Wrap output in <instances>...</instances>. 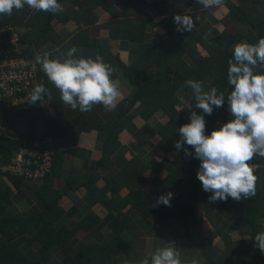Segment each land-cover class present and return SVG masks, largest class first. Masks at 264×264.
<instances>
[{
  "label": "trees",
  "instance_id": "16d2710c",
  "mask_svg": "<svg viewBox=\"0 0 264 264\" xmlns=\"http://www.w3.org/2000/svg\"><path fill=\"white\" fill-rule=\"evenodd\" d=\"M62 1L65 0H58L60 4ZM84 1L85 8L71 16L65 11L52 13L28 7L30 14L26 21L29 29L22 33V40L29 44L26 54L34 58L37 56L35 47H32L33 39H30L33 34L42 42L47 40L61 42V37L57 36L52 26L55 19L68 21L70 17H74L78 24L83 21L91 24L95 21L93 8L101 6L105 10L115 11L114 6L123 3L121 15L105 26L110 37L119 38L123 34L131 41L140 43L148 41L146 64L134 72L122 62L118 54L107 52L96 42L84 45L80 42L86 49L76 56L95 58L100 55L104 62L121 67L133 85V90L118 103L115 115L103 118L97 110L98 105H94L88 112H81L78 109L81 121L77 125L70 122L59 123L56 117L38 118L37 112L41 107V101L33 104V108L29 105L17 107L1 101L0 113L5 134L0 137V161L9 160L10 155L24 143L34 147L38 139L47 137L57 139L61 136H65L66 142H70L77 140L81 131L94 130L96 140L101 144V157L97 165L118 164L120 168L112 176L105 177L103 188L94 187L91 190L88 201L91 205L95 203L104 205L111 210V214L102 218L88 208L83 215L76 216L71 226L63 222V218L76 215L78 206L83 203L78 200L79 202H74L67 211L59 204L62 192L54 188V181L63 172L60 168L64 150L56 146L53 169L46 174L40 188L34 189L43 204L42 207L27 212L17 210L16 201L19 194H23L21 189L27 186L28 179L6 174L11 184L0 180V264H119L122 256L135 253L134 245L137 240H143L145 232L153 233L156 227L153 222L159 217L174 218L168 219L174 223L182 221L188 229L189 214L195 204L186 201L184 197L185 191L188 190L185 185L186 178L197 177L200 165V160L195 158L194 149L183 145L171 163L174 165V171L164 175L159 173L164 168L165 161L167 162V154L176 149L175 144L180 140L179 128L190 123V114L193 110L198 115H205L208 135L234 119L228 111L227 100L223 107H214L212 114L207 115L196 109L197 102L193 90L184 87L185 82L192 79L203 81L206 91L215 87L218 94L224 93L225 98L231 91L227 72L228 61L233 59V50L223 48L216 41H209L200 32V26L204 23L199 10L184 13L181 12L184 10L183 7L180 10L171 2L163 1L161 11L168 16L157 19L156 23L163 28L165 35L172 38L173 43H156L148 35L151 16L135 0ZM260 1L224 0L232 17L252 28L247 35L240 33L239 40L255 44L260 38H264V13L259 15L255 11ZM12 14L21 13L20 10L14 9ZM177 14L192 18L195 26L191 32L176 31L174 16ZM8 21V15L0 16V24ZM87 29L88 27L80 34L85 33ZM187 33L190 34L189 37L186 36ZM49 56L54 59L55 54ZM39 66L41 68L40 64ZM43 77L45 88L51 93L50 96L46 93L45 98L51 97L52 102L58 104L59 90L48 80L44 72ZM134 107H137L144 122L139 127L130 126L129 130L140 147L143 145L148 149L153 145L150 139L152 137L158 139V146L157 144L153 146L160 149L161 159L150 156L149 152L146 156L135 153L129 159L126 157L114 159L111 156L121 146L118 129L127 125L123 118ZM158 115L163 119L158 118ZM16 116L25 122V130L16 131L12 121ZM185 148L193 152V155L186 156ZM249 164L259 165L254 169L257 177L255 196L239 201L229 197L227 201L222 200L217 204V201L209 200L212 193L204 191L200 205L208 211L217 212L216 230L231 255L236 258H251L253 264H264V253L259 250L254 240L257 233L264 231V157L256 155ZM71 174L67 181L69 190L76 191L81 186L91 189L92 179L84 180L79 177V170L74 166L71 167ZM90 177L93 178V173ZM147 184L152 185L149 191L144 188ZM123 188L126 189L124 195L115 200L113 195ZM107 191L110 192L109 197L105 196ZM169 192L173 194L170 206L157 205V199ZM146 222L147 226H144ZM80 231L88 233L78 240L76 234ZM178 236L175 234V237ZM185 236L203 249L205 254L212 247V241L208 236L198 240L187 230ZM62 256L65 259H62ZM205 264L215 263L207 260Z\"/></svg>",
  "mask_w": 264,
  "mask_h": 264
},
{
  "label": "crops",
  "instance_id": "0c3cea01",
  "mask_svg": "<svg viewBox=\"0 0 264 264\" xmlns=\"http://www.w3.org/2000/svg\"><path fill=\"white\" fill-rule=\"evenodd\" d=\"M138 2L146 11L149 12L151 16V20L149 21V37L156 43H173L172 38L164 34L163 28L156 23V20L162 18L164 16H168L167 13H162V2L166 0H135ZM175 5L176 8L181 10V7L184 8L181 12H189L193 10H199L201 13V17H203L202 22L204 25L200 26V32L205 35V37L211 41H216L219 45L227 50H233L236 43L246 42V40H239V34L247 35L252 29L250 25L240 23L236 18L232 17L231 11L226 4H222L220 7L215 9H204L201 5L197 3V0H167ZM61 5H63L64 11L68 13L69 16L74 15L77 11L85 8L84 0H65L62 1ZM123 3L116 4L114 6L115 11L105 10L101 6H97L93 8V14L95 15L94 23L87 24L85 21L82 23H77L74 17H70L68 21H62L61 19H55L53 21V28L56 31L57 36L61 37V42L57 43L54 40H47L46 42H42L40 39L35 38L36 34L30 36V39H33L32 47H35L37 54L43 55V53L47 52L49 54L54 53V59H64L66 58V53L69 49L75 46L78 49L76 55L82 53L86 47L84 44H89L96 42L102 48L107 50V52L111 54H118L119 58L122 62L129 68H132L134 72L139 71L146 63V48L148 41L138 42L131 41L125 36H120L119 38H113L109 36V30L106 28L105 24L110 22L111 20L119 17L121 15V8L123 7ZM118 11V12H117ZM255 11L257 14L264 13V0H261L258 5L255 7ZM21 14L14 15L11 14L8 16V23H2L0 26L4 25H12L21 33L26 32L29 29V24L26 21L28 17L29 8L25 6L22 10H20ZM91 15V14H90ZM86 30L85 33L80 34L81 31ZM187 37L190 36L189 33L186 34ZM83 43V45L80 44ZM202 46V45H201ZM203 47V46H202ZM107 63V62H106ZM109 64V63H108ZM115 71L112 74V79L117 83L118 89L120 92V96L118 97L116 107L121 100H124L129 92L133 90V85L129 82L128 77L124 74V71L119 66H112ZM257 72H264L263 66H257L255 69ZM58 104H54L52 102L51 97L44 98L41 101V107L37 112L38 118H50L56 117L59 123H67L70 122L72 124L80 123V113L78 108L76 110H72L69 106L65 105L62 100L59 98ZM139 103H137L138 105ZM136 105V106H137ZM30 107L33 108V104H29ZM113 110H107L103 105H98L97 110L101 114L103 118L111 115H115L117 108ZM160 116V115H158ZM126 121V127L122 126L118 129V136L121 142V146L119 149L114 152L111 156L114 159L126 157V159L131 158L135 153L139 155H148V152L151 154L150 156H155L158 159L160 158V149L157 147V141L150 139L153 146L150 148L140 147V144L136 143L134 136L129 130L130 126H141L143 119L141 118L137 107H134L132 111H129L126 117L123 118ZM13 125L16 128V131L25 130V122L21 117H14ZM140 121L141 124H140ZM53 142H55L56 146L59 148H63V159H62V167L60 169L63 170L62 175L56 178L54 181V188L58 189L62 192V197L59 199V204L66 211L70 206L77 201H81L83 204L78 206V211L76 215H72L69 218H63V222L71 226L76 216L83 215L88 208L92 209L95 213L100 215V217L105 218L108 214H111V210L107 209L104 205L100 203H95L93 205L89 204L90 192L94 187L97 189L103 188L105 184V177L112 176L119 170L118 164H112L107 166H98L97 162L101 157V144L96 140V132L93 130L90 131H81L78 135L77 140H73L70 142H66L65 136L58 137L57 139H53L50 137ZM178 150L173 149L171 152L167 154V162L164 163V168L160 171V175H164L167 172H173L174 168L171 163L174 160V157L179 153ZM74 166L79 170V177L84 180L92 179L93 185H91V189H87L84 186L77 189L76 191L69 190L68 179L71 174V167ZM172 166V167H171ZM253 169L257 168L258 164L250 165ZM262 166V165H260ZM264 166V164H263ZM93 173V178H91V174ZM45 177L28 179L26 182L27 186L22 187L23 194H19V199L16 201L17 210H21L27 212L30 209H37L43 206L40 198L35 194L34 189L40 188L43 183ZM186 187L188 190L185 191L184 197L186 201H191L195 205L191 209L196 211H201V220L197 223H192L190 220V227H194L197 225V228H202V234L199 235L195 231L191 230V236L195 239L201 240L203 237H210L212 241V247L204 252H201V248L197 246L193 241L185 236V232L176 231L173 227L177 225V221L172 222L169 221L168 232L158 233L157 230H154V235L152 238H155L156 241L153 243L152 239L148 241H144L145 235L143 236V240H137L136 245L141 243V247H137V250L134 254L130 256H122L119 259V264H141L143 259L151 257V255L160 247L158 246L160 242L163 241H172L175 243L176 252L178 253V259L180 260V264H205L207 260H212L215 264H253V259L251 258H236L234 255H231L228 247L225 245L224 240L220 235H218L217 227H216V211H208L204 209L200 205V198L204 196L205 192L202 188L201 182L197 179V177L189 178L187 177ZM190 179V180H189ZM0 180L4 183H9V178L0 174ZM95 185V186H94ZM152 187L151 184H147L144 188L149 191ZM148 188V189H147ZM20 190V191H21ZM121 191H126L125 188L120 189L117 195L122 196ZM105 196L109 197L110 192H105ZM124 195V193H123ZM79 200V201H78ZM222 200H218L217 204H220ZM26 204V205H25ZM224 216V215H223ZM167 219H174L170 217H166ZM168 221V220H167ZM207 221L206 228H204V223ZM249 228V227H248ZM250 230V229H249ZM237 232V230H236ZM88 232L80 231L77 233L78 240L82 239L83 235ZM196 233V234H195ZM175 234L179 235L175 237ZM150 234L149 236H151ZM233 235V232H232ZM187 249L190 251V254L187 256H182L179 250ZM62 259L63 256L61 257Z\"/></svg>",
  "mask_w": 264,
  "mask_h": 264
},
{
  "label": "clouds",
  "instance_id": "9594fccd",
  "mask_svg": "<svg viewBox=\"0 0 264 264\" xmlns=\"http://www.w3.org/2000/svg\"><path fill=\"white\" fill-rule=\"evenodd\" d=\"M204 9L220 7L224 0H197ZM59 13L64 11L58 0H0V16L22 10ZM176 31H189L195 26L191 17L174 16ZM78 49L73 46L64 59H51L49 53L37 54L36 62L60 92V99L72 110L91 111L94 105H103L107 110L116 107L120 92L111 78L115 69L104 62L100 55L77 57ZM228 84L231 91L225 98L212 87L205 90L204 82L189 79L184 87L193 90L196 109L211 115L214 107H223L227 100L228 111L234 119L206 134L205 115L195 110L190 114V123L179 128L180 140L175 144L179 150L183 145L194 149L195 158L200 160L197 179L205 192H210V201L248 199L256 194L257 177L249 161L254 156L264 157V72H257V66H264V38L257 43H236L233 59L228 61ZM210 83V82H209ZM51 95L42 85H37L30 94V103L43 101L45 94ZM186 156L193 152L184 149ZM172 193L157 199V205L170 206ZM256 246L264 253V231L254 237ZM141 264H180L175 243L164 241L149 258Z\"/></svg>",
  "mask_w": 264,
  "mask_h": 264
},
{
  "label": "built area",
  "instance_id": "2783aa9c",
  "mask_svg": "<svg viewBox=\"0 0 264 264\" xmlns=\"http://www.w3.org/2000/svg\"><path fill=\"white\" fill-rule=\"evenodd\" d=\"M28 45L15 27L0 26V102L17 107L29 105L33 89L37 85L45 87V78L36 58L26 54ZM1 120L0 113V137L5 134ZM55 151L56 144L49 137L36 140L34 147L24 143L9 160L0 161V174L25 179L45 177L53 169Z\"/></svg>",
  "mask_w": 264,
  "mask_h": 264
},
{
  "label": "rangeland",
  "instance_id": "374dc122",
  "mask_svg": "<svg viewBox=\"0 0 264 264\" xmlns=\"http://www.w3.org/2000/svg\"><path fill=\"white\" fill-rule=\"evenodd\" d=\"M155 118H157L156 116H154ZM158 118H160V119H163V118H161L160 116H158ZM159 119V120H160ZM141 122L142 121H140V124H141ZM144 122V121H143ZM152 139L153 140H156V138H154V137H152ZM148 188H150V186H148ZM147 188V189H148ZM123 193H124V191H121V195H123ZM106 195H108L107 193H106ZM113 197L115 198V200H118L119 198H120V195H117V194H115V195H113ZM26 205V204H25ZM202 218H201V211H196L195 212V210H193V212H191L190 214H189V220L192 222V223H198L200 220H201ZM168 219L165 217V216H161V217H159L156 221H154L153 223H154V226H156L155 227V229L154 230H157V232L158 233H161V232H168L169 231V228H171L170 226H169V221H167ZM189 221V222H190ZM207 221H205V223H204V228H206V225H207V223H206ZM143 223H145V222H143ZM147 223L148 222H146V224L144 225V226H147ZM176 231H179V232H185L186 233V230L189 232V231H191V230H193V231H195L197 234H199V235H201L202 234V228H197V225L196 226H194V227H188V229H186V227H185V224L184 223H182V221H178V223H177V225L176 226H174L173 227ZM163 230V231H162ZM143 232V231H142ZM147 232H145L144 233V235L146 236L145 237V239H144V241L146 242V241H148L149 239H152V241H153V243L156 241V239L155 238H152L153 237V234H154V231H153V233H150V234H152L151 236H149L150 234H146ZM195 233V234H196ZM143 234V233H142ZM155 235V234H154ZM156 236V235H155ZM163 244H164V241L163 242H160L159 243V245L158 246H163ZM142 246V244L141 243H138L137 245H134V251L136 252V250H137V247H141ZM179 252L180 253H182V252H184V253H182L181 255L182 256H187V255H189L190 254V251L189 250H187V249H183V250H179ZM201 252H204L203 251V249L201 250Z\"/></svg>",
  "mask_w": 264,
  "mask_h": 264
}]
</instances>
